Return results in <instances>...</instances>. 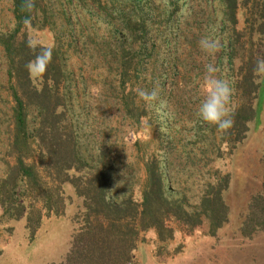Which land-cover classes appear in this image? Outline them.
I'll use <instances>...</instances> for the list:
<instances>
[{"label":"trees","instance_id":"obj_1","mask_svg":"<svg viewBox=\"0 0 264 264\" xmlns=\"http://www.w3.org/2000/svg\"><path fill=\"white\" fill-rule=\"evenodd\" d=\"M8 3L12 27L0 31L6 66L0 89L12 161L0 175L2 214L24 216L31 234L43 216L62 213L68 187L79 199V220L57 264H128L139 231L152 230L164 241L172 237L170 221L190 230L205 219L212 233L223 225L229 174L212 169L210 160L229 154L255 117L260 83L253 69L264 57V0H35L31 12L25 0ZM27 29L50 35L48 45H38L52 49V60L35 83L25 67L36 55L26 45ZM203 36L221 41L215 57L201 53ZM208 62L233 88L235 123L223 134L195 115ZM138 87H158L166 119L189 124L186 135L197 144L204 175L193 205L181 187L171 194L174 145L151 147L133 134L159 107V101L149 108L139 100ZM120 146L131 149L130 156ZM196 154L185 156L190 165ZM260 161L258 189L238 221L242 236L264 230V149Z\"/></svg>","mask_w":264,"mask_h":264},{"label":"rangeland","instance_id":"obj_2","mask_svg":"<svg viewBox=\"0 0 264 264\" xmlns=\"http://www.w3.org/2000/svg\"><path fill=\"white\" fill-rule=\"evenodd\" d=\"M8 7V0H0V31L12 27ZM238 17L241 27L242 11ZM26 34L37 44L50 43V35L46 30L27 29ZM5 68L0 48V86L6 85ZM189 76L186 74L185 77ZM259 83L254 100L255 117L248 123L246 136L229 154L222 152L221 157L210 160L212 169L229 174L228 188L223 192L229 208L227 221L213 233L208 232L205 219L190 230L170 221L168 224L173 229L172 237L164 241H159L152 230L139 231L128 264H264V230L242 236L237 228L245 202L258 189L262 172L264 82ZM8 113L7 97L5 91L0 89V175L4 170V162L12 161L5 152ZM174 118L171 115L166 119L162 108L157 107L142 119L133 134L139 140L149 141L151 147L159 142L164 146L174 145L176 150L169 157L171 194L176 192L177 186L179 189L181 187L187 203L193 205L200 194L204 175L198 171L197 144L186 135L189 124L179 117L174 122ZM129 138L130 135H127L124 141ZM120 147L125 156H130L131 149ZM188 154H196L190 159L193 165L185 158ZM212 154H209L211 158ZM133 188L136 190V184ZM63 195L66 199L62 213L43 216L31 234L25 227L24 216L9 218L2 214L0 207V264H57L63 259L79 220L74 217L77 215L79 199L68 187H64Z\"/></svg>","mask_w":264,"mask_h":264},{"label":"clouds","instance_id":"obj_3","mask_svg":"<svg viewBox=\"0 0 264 264\" xmlns=\"http://www.w3.org/2000/svg\"><path fill=\"white\" fill-rule=\"evenodd\" d=\"M35 7V0H25V10L31 12ZM26 45L36 53L33 59L25 65L31 81L39 82L46 74L52 60V49L40 47L33 39H28ZM198 47L206 58L215 57L221 51L222 45L218 38L203 36ZM219 69L213 62H208L204 66V75L200 87L202 98L196 110V117L209 126H214L218 134L226 133L235 123L234 112L231 109V99L233 88L229 81L218 76ZM256 82H264V57H257L253 69ZM136 94L139 100L152 108L157 101L159 107L163 108L166 101L161 100L159 88L154 87L151 91L144 88H137ZM159 110V109H158Z\"/></svg>","mask_w":264,"mask_h":264}]
</instances>
